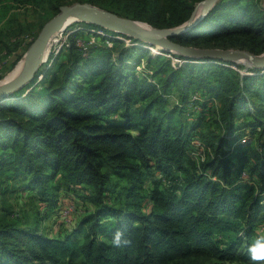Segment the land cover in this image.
<instances>
[{"label": "trees", "instance_id": "1", "mask_svg": "<svg viewBox=\"0 0 264 264\" xmlns=\"http://www.w3.org/2000/svg\"><path fill=\"white\" fill-rule=\"evenodd\" d=\"M13 1L46 5L51 17L61 5L89 2L170 28L201 0ZM241 1L219 0L172 40L263 53L264 11ZM110 38L117 54H92L91 46L54 69L47 62L0 101L2 193L41 201L37 223L54 213L61 194L93 207L63 237H49L36 223L6 222L11 212L0 205V264H191L198 257L253 264L247 246L264 218V71L178 55L176 67L154 55L161 66L153 68L134 53L141 42Z\"/></svg>", "mask_w": 264, "mask_h": 264}, {"label": "rangeland", "instance_id": "2", "mask_svg": "<svg viewBox=\"0 0 264 264\" xmlns=\"http://www.w3.org/2000/svg\"><path fill=\"white\" fill-rule=\"evenodd\" d=\"M167 1L169 2V0H159V4L167 3ZM248 1L249 0H242L241 4ZM250 1L257 2L263 9V0ZM196 3H194L193 8ZM117 12L126 16L123 10L119 9L117 10ZM48 17H51V12L47 10L46 5L42 10L39 6H34L31 4L20 5L13 0H0V81H4L11 74L18 63L24 60V55L27 47L37 35L41 26L46 22V18ZM140 21L146 22L144 20ZM91 27V25L81 22H72L65 25L56 36L58 40L54 36L53 41L55 42H53L51 39V42L49 41L46 44V46L48 47V56L45 62L40 66V68L45 67V64L48 62V64L50 65L53 63L50 68L54 69L55 65L59 62H66L71 54H76V52H79L78 50L83 51V53L85 54V52H87L88 50L87 48L91 46H95L92 54H117L120 46L115 45L112 41L113 39L110 38V36L117 34L107 32L108 35H97L89 31ZM92 28L94 30H97L96 27ZM104 33L107 34L106 32ZM121 39H123L125 42L127 40L126 43L129 44L130 40L128 38L121 36ZM72 40L74 41L75 45H72ZM82 45H84L86 49H84ZM72 46L74 47L72 48ZM142 46L144 47L143 51H135L134 53L142 54V56L144 57V61H150L153 68H158L161 66L160 58L169 59L170 64L173 67H176L178 64H180L181 61L179 60H182L173 53L159 51L155 47L148 46L146 44H143ZM154 55L159 56L160 58L153 59ZM142 63L141 66L143 65ZM234 64H239L241 71L249 68L242 63ZM229 66L232 68H236L234 65ZM41 80L42 77H37L36 84L40 85ZM216 132L222 133L223 130L222 128H217ZM194 140L195 143H197V145L202 148L200 140H198L197 138H195ZM1 185L2 184H0V205H5L6 208H9V211L11 212L10 219L6 217L8 221H5L11 223L13 222L15 226L24 224L31 226L32 224L36 223L37 227L40 228V231L43 232L44 235H47L49 237H63L64 234L69 231L70 226H73L71 225V222L72 220H74V218L78 217V221L80 217L85 216L88 211H91L93 209L90 203L84 202L78 199L76 196L75 198L61 194L58 204L59 209L57 211V207L53 214H59L57 215V218L60 217L63 222L65 221V224L62 222L61 225H56V220L50 219L53 214L50 217L41 220V223H37V221L39 220V214H37V211L39 210L38 208H42L41 205L38 206L39 204H42L41 201L34 200L33 202V200L31 198H28V195L26 194L17 196L16 193L12 194L8 191L2 193V190L4 189H1ZM3 186L5 187L6 185L3 184ZM150 205L151 204L149 203V201H145L143 208L147 210ZM64 206L70 208L72 207L70 209L71 211L69 210L70 214H68L66 217L61 215V211L63 210V208H65ZM45 211L48 210L45 209ZM76 212H78V214H75ZM0 213H3V211H1ZM77 221H75V223ZM254 232L258 236L264 235V218L256 222ZM191 264H239V262L237 260L221 262L216 259L198 257L196 260L191 262Z\"/></svg>", "mask_w": 264, "mask_h": 264}, {"label": "water", "instance_id": "3", "mask_svg": "<svg viewBox=\"0 0 264 264\" xmlns=\"http://www.w3.org/2000/svg\"><path fill=\"white\" fill-rule=\"evenodd\" d=\"M218 1L201 0L197 2L187 20L170 28L153 27L89 2L76 1L61 5L58 12L41 26L37 35L27 47L23 70L11 80L0 81V101L13 98L12 95L16 91L28 86L33 81L40 66L46 60L43 59L45 45L52 35L64 26L68 19L111 31L129 40L132 38L142 44L155 47L159 51L170 52L188 60L212 59L226 63H239L241 60H247L250 67L264 71V52L254 54L239 48H202L183 45L172 40L173 37L189 32L196 27ZM262 6L264 9V0Z\"/></svg>", "mask_w": 264, "mask_h": 264}, {"label": "clouds", "instance_id": "4", "mask_svg": "<svg viewBox=\"0 0 264 264\" xmlns=\"http://www.w3.org/2000/svg\"><path fill=\"white\" fill-rule=\"evenodd\" d=\"M122 233L117 232L113 238V244L119 246L122 242ZM247 252L253 264H264V235L257 236L247 246Z\"/></svg>", "mask_w": 264, "mask_h": 264}, {"label": "built area", "instance_id": "5", "mask_svg": "<svg viewBox=\"0 0 264 264\" xmlns=\"http://www.w3.org/2000/svg\"><path fill=\"white\" fill-rule=\"evenodd\" d=\"M92 27H95V26H92ZM90 28L89 29V31L90 32H93L94 34H97V35H108V33H107V31L108 30H105V29H102V28H99V27H96V29L97 30H94L93 28ZM62 30V29H61ZM60 30V31H61ZM88 30V29H87ZM59 31V32H60ZM59 32H57L56 34H55V38L58 40V38L56 37L57 35H58V33ZM104 32H106L107 34H105ZM110 37H114V38H117V39H121V36H118V34L117 35H112V36H110ZM91 42V41H90ZM126 42H127V40H126ZM82 47L84 48V49H86V47L84 46V45H82ZM179 61H181V60H179ZM38 77L39 78H41L42 77V74H39L38 75ZM194 144H195V147H196V150L194 151V154H196V155H198V156H201V159H203L204 158V155H203V153H202V148H200L198 145H197V143H195V141H194ZM243 175H245L244 173H243ZM214 179H215V177H213ZM65 208H63V210L61 211V215L62 216H64V217H66L68 214H70V209L72 208H70V207H67V206H64ZM70 210V211H69Z\"/></svg>", "mask_w": 264, "mask_h": 264}, {"label": "bare ground", "instance_id": "6", "mask_svg": "<svg viewBox=\"0 0 264 264\" xmlns=\"http://www.w3.org/2000/svg\"><path fill=\"white\" fill-rule=\"evenodd\" d=\"M73 21H71V19H68V21H66V23L64 24V26L65 25H67V24H70V23H72ZM141 23H145V22H142V21H140ZM147 24V23H146ZM143 25H145V24H143ZM63 26V27H64ZM62 27V28H63ZM61 28V29H62ZM60 29V30H61ZM60 30H58L57 32H59ZM56 32V33H57ZM55 33V34H56ZM55 34H53L52 35V37H51V39H52V41L54 40L53 39V37L55 36ZM51 39L49 40L50 42H51ZM48 41V42H49ZM47 42V43H48ZM53 42H55V41H53ZM52 42V43H53ZM47 46L45 45V48H44V50H43V53H44V56H43V59L45 60L46 58H47V56H48V54H47ZM239 63H244V64H250L247 60H241ZM23 68H24V60H22V61H20L19 63H18V65L14 68V70L11 72V74L4 80V81H2V82H6V81H8V80H11L12 78H14V77H16L22 70H23Z\"/></svg>", "mask_w": 264, "mask_h": 264}, {"label": "crops", "instance_id": "7", "mask_svg": "<svg viewBox=\"0 0 264 264\" xmlns=\"http://www.w3.org/2000/svg\"><path fill=\"white\" fill-rule=\"evenodd\" d=\"M57 213H58V212H57ZM75 214H78V212H76ZM57 215H59V214H53V215L51 216L50 219H55V220H56V225H57V224L61 225V223H62L63 221H62V219H61L60 217L57 218ZM77 218H78V217H77ZM77 218H74V220H72L71 225L75 224V221H77ZM63 223L65 224V221H64ZM64 227H65V225H64ZM70 227H71V226H70Z\"/></svg>", "mask_w": 264, "mask_h": 264}]
</instances>
